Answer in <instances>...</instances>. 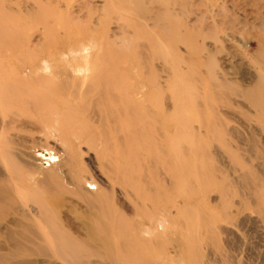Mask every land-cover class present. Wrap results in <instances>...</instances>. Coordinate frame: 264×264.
Instances as JSON below:
<instances>
[{
    "label": "bare ground",
    "instance_id": "1",
    "mask_svg": "<svg viewBox=\"0 0 264 264\" xmlns=\"http://www.w3.org/2000/svg\"><path fill=\"white\" fill-rule=\"evenodd\" d=\"M48 1L0 0V41L13 47L1 62L14 64L11 68L0 66V264H7L10 258L36 259L37 262L33 261L36 264H126V260L174 264L169 256L160 260L163 246L160 235L154 231L163 218L173 226L178 212L193 230L183 240L188 249L187 261L200 264L201 245L218 246L219 234L221 253L232 250L231 243L238 240L235 229L255 223L249 215L243 217L240 206L245 203L257 208L254 212L261 222L264 207L256 197L240 191L239 182L233 176L230 178V172L216 189L221 198V212L203 210L193 217L189 215L192 204L202 203L212 186L207 181L210 174L214 175L207 164L210 143L204 140L206 135L182 132L185 126L181 122L185 119H177L175 111L184 85L179 83L169 97L170 104L161 110L162 81L145 52L148 48L153 53L157 50L158 41L152 30L136 25L148 44L134 41L127 54L119 52V55L116 37L108 34L107 19L104 20V13L115 5L125 6L144 18L147 11L142 0H102L100 5L79 0L80 3L62 11ZM81 7L94 14L100 11L102 17L96 13L93 21L81 20ZM33 24L44 25L50 31L56 29L48 37L51 47L67 48L65 41L76 39L90 45L98 40L97 49L91 54L92 47L85 50L72 47L55 56L46 49L34 52L28 38ZM66 33L70 36L66 37ZM119 57L122 60H115ZM182 60L187 65L191 61L190 57ZM121 63L123 66H119ZM172 78L180 82L175 74ZM223 86L221 80V89ZM258 96L257 91L250 96L253 105L257 99L258 106L260 98L264 104V96ZM29 112L36 114L29 119L26 117ZM78 115L85 121L74 122ZM67 119L72 122L65 125ZM13 130L55 131L62 143L70 135L71 149L74 143L88 138L87 142L100 150L88 159L89 168L76 165L70 150L64 159L72 171L64 172L63 165L54 163L51 170L42 171V167H33L15 151V138L8 133ZM227 136L230 138L221 135L222 165L229 163L223 151L240 150L238 144L243 143L231 131ZM254 139L263 145L258 155L263 162L264 137ZM135 141L143 143L141 150L132 149ZM107 151L115 154L116 160L105 158L101 162ZM22 154L31 157L26 152ZM256 169L264 176V168ZM88 172L90 176L85 174ZM247 176L241 179L246 180ZM227 189L239 198L235 207L234 203L229 207L222 201L229 195ZM157 207H162L160 216ZM127 211L133 212L131 221L125 216ZM184 226L187 228L185 223ZM165 240L172 244L171 239Z\"/></svg>",
    "mask_w": 264,
    "mask_h": 264
},
{
    "label": "rangeland",
    "instance_id": "2",
    "mask_svg": "<svg viewBox=\"0 0 264 264\" xmlns=\"http://www.w3.org/2000/svg\"><path fill=\"white\" fill-rule=\"evenodd\" d=\"M80 1L49 0L48 2L62 11L66 6H74ZM90 1L93 5L102 3L100 2L102 0ZM31 3L34 2L31 1ZM115 6L111 7L109 12L104 13L106 14L104 20L107 19L108 34H113L116 37V52L127 54L134 41L148 44L147 40L142 38L144 33L141 31V34L138 33L136 25L145 26L152 30L153 37H157L159 44L155 45L157 50L154 53L149 48L145 52L162 81L161 110L164 109L165 104H170L168 102L169 97L176 92L179 83L182 86L184 85L182 90L184 93H182L180 99L177 97L180 101L178 111H175L177 119L180 117L185 119L181 122V125L185 126L182 132L188 131L200 133L201 136L206 135L204 140L206 139L210 143L207 164L210 167V173L213 170L214 175L211 177L210 174L207 181L211 182L212 186L206 192L207 198L202 203L195 201L192 204L189 215L193 217L194 213L203 210L215 213L221 212V198L216 189L222 185L230 172H232L230 178L233 176L232 178L239 182L237 185H239L240 191L244 195L248 194L256 197L261 206L264 207V176H261L258 169H256L264 168V161L258 159L263 145L258 144L254 139L258 138L259 135L264 137V104L261 102L262 98H260L261 101L258 106L257 99L255 105L250 102V96L256 91L258 97L264 96V0H142L143 9L147 11L144 18L136 11L131 13L125 6L123 8L119 5ZM89 13H92L91 16ZM96 13L102 17L100 11ZM95 14L93 11H89L87 7L80 8L81 20L93 21L97 17V14L96 17ZM54 30L56 32V29ZM53 31H50L44 25L33 24L29 33L31 36L28 37L32 50L35 52L46 49L55 56L61 52L72 50V47L75 50L77 48H84L85 50V47H92L93 49H90L91 54L97 49L96 42L98 40L90 45L91 43L84 42L85 44H83L76 39L70 42L65 41L66 45H69L67 48L51 47L49 38L51 32L54 33ZM59 34V36L63 35L62 29L59 30ZM68 34L66 33V37L70 36ZM12 49L13 47L8 43L0 41V66L4 68L14 67L13 63L3 64L1 62L5 54L9 55ZM188 57L192 62L190 61L187 65L182 59ZM115 60L122 59L119 57ZM115 60L114 62H116ZM119 66H123V63ZM173 74L179 77L180 82L172 78ZM221 80L224 83L222 89ZM64 99L66 100V98ZM35 114L29 112L26 117L31 118ZM76 120L85 121V118L78 115L74 122ZM186 121L188 122L186 123ZM223 121L225 122L223 123ZM71 122L72 119H67L64 124L68 125ZM206 124L209 125L208 129H205ZM221 128H223V133H221ZM229 131L239 135L243 143L238 144L240 150L231 148L229 151H223L229 163L222 165L221 135H223V138H230L227 136ZM8 133L15 138V144L13 145L15 151L23 159L28 160L33 167H42V171L51 170L53 163L54 165H63L62 170L64 172L72 171L71 165H68L64 159L65 156H68L66 153H69L70 150H72L71 157L76 165L89 168L88 159L95 156V152L100 150L99 146L94 148L90 142H87L88 138L85 141L74 143L71 149L70 143L73 142H69L72 141L70 135H66L67 137H64L62 143L57 140L55 131L40 133L33 130L30 133H25L13 130L8 131ZM142 144L141 141H135L132 149L139 151ZM78 147L80 148L78 149ZM93 148H97V151ZM24 152L31 157L26 158L22 154ZM188 156L189 158L192 157L191 154ZM105 158L116 160L117 156L107 151L106 156L101 157V162L104 163ZM247 158L250 163L245 160ZM227 165H230V167H227ZM232 169L233 171H231ZM244 172L248 175L246 180L241 179L242 176L246 175ZM85 174L90 176L89 172ZM38 178H40V175ZM242 182L248 188L251 186L253 189H246ZM154 184L162 188L155 181ZM227 192L229 195L224 191L227 195L222 198V201L228 204L229 207L234 203L233 206L235 207L236 203L239 202V198L232 196L234 191L227 189ZM140 195L138 196L141 198L142 195ZM244 206L245 203L242 207L240 206V210H244L243 217L249 215V218L255 223L242 224L243 226L234 228L238 240L234 244L231 243L232 250H228V252L226 250L221 253V234L218 236L220 246L219 244L218 246L210 243L202 244L200 251L203 256L198 259L200 264H264V222H261V219L256 215L257 208L250 204ZM228 209L230 211V208ZM157 210V215L160 216L162 207H157ZM132 214V211H127L125 216L131 221ZM67 216L73 221L71 215L68 214ZM175 216L176 220L173 226L168 225L163 218L160 227L154 231L160 235L163 246L160 260H167L171 257L174 264H193L194 260L192 262L186 260L188 249L183 243L186 236L193 231L190 228L192 225H189V221L180 212ZM184 223L190 227H182ZM219 223L221 224V219ZM133 224L139 226L138 222H133ZM81 233L83 234L82 231L80 235ZM165 239H171L172 244H168ZM34 260L36 259L10 258L7 264H36L37 260L33 262ZM126 261V264L142 263L140 261V263L138 261Z\"/></svg>",
    "mask_w": 264,
    "mask_h": 264
}]
</instances>
